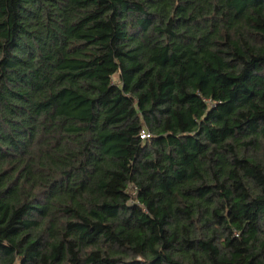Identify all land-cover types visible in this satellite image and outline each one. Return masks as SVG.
Instances as JSON below:
<instances>
[{
  "label": "trees",
  "instance_id": "16d2710c",
  "mask_svg": "<svg viewBox=\"0 0 264 264\" xmlns=\"http://www.w3.org/2000/svg\"><path fill=\"white\" fill-rule=\"evenodd\" d=\"M0 264H264V0H0Z\"/></svg>",
  "mask_w": 264,
  "mask_h": 264
},
{
  "label": "built area",
  "instance_id": "2783aa9c",
  "mask_svg": "<svg viewBox=\"0 0 264 264\" xmlns=\"http://www.w3.org/2000/svg\"><path fill=\"white\" fill-rule=\"evenodd\" d=\"M149 137V135L148 134H145V133H143L142 135H141V138H148Z\"/></svg>",
  "mask_w": 264,
  "mask_h": 264
}]
</instances>
